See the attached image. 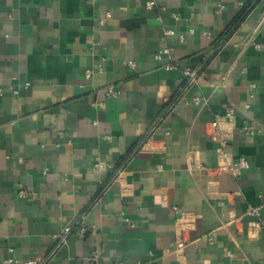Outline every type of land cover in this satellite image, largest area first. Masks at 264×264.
I'll list each match as a JSON object with an SVG mask.
<instances>
[{"label": "crops", "instance_id": "crops-1", "mask_svg": "<svg viewBox=\"0 0 264 264\" xmlns=\"http://www.w3.org/2000/svg\"><path fill=\"white\" fill-rule=\"evenodd\" d=\"M147 1L0 0V264H264V0Z\"/></svg>", "mask_w": 264, "mask_h": 264}, {"label": "built area", "instance_id": "built-area-1", "mask_svg": "<svg viewBox=\"0 0 264 264\" xmlns=\"http://www.w3.org/2000/svg\"><path fill=\"white\" fill-rule=\"evenodd\" d=\"M153 4H154L153 0L146 2V5L148 7L152 6ZM107 16H109V13H107ZM174 16L177 17V15H174ZM263 21H264V11H263L262 16L259 19L258 23L254 26V28L252 30V35L249 37V39H247V43H250V42L254 43V35L258 31V28L261 26ZM168 34H172V31L166 30L165 35H168ZM255 45L259 46V44H257V43H255ZM171 54H172L171 48L168 46H163L154 53V59L155 60H161L164 55H166L169 58ZM162 66L165 69H172L175 66V64L172 62H165ZM87 75H89V73H87ZM183 75H184V78L186 79V82H185L186 86H189V85H192L198 81L199 71L197 69L186 68L183 71ZM104 95L107 98L115 97L118 95V90L116 88H114L113 86H107L104 88ZM192 102L195 104H199L200 98L194 97L192 99ZM234 113H235L234 108L229 107L225 110L224 115L221 117L231 119L234 116ZM210 127L212 129L209 130V136H211V138L213 140L217 141L220 145H224L226 139L224 137H220L215 132V129H217L219 127V119H215L213 122H211ZM246 131L249 133L253 132V127L251 124L246 126ZM248 165H249L248 162L244 158L241 157V158L237 159L236 161H234L232 164H230L228 168L230 170L236 171V170H239L241 168L248 167ZM94 166L95 167L101 166V162H100L99 158L95 159ZM45 172L46 171L44 170V173ZM27 193H28V189H26L23 185L19 184L18 191H17L18 196L25 197L27 195ZM258 210H259L258 207H253V208H249L248 212L251 214L258 215ZM170 212L173 215L177 216V218L180 217V215H182V211L177 205H172ZM72 230L73 229L71 226L66 225L60 229V232H58L54 235V237H56V247L60 246V244L66 240L68 234L71 233ZM92 230H94V227H87L84 225H80L79 227H77L75 229V232L79 235L84 236ZM184 242H185L184 238L180 234L179 236L176 237V239L174 241V247L179 249L183 246ZM95 257H96V253L93 251L92 255L89 257L87 264H94L93 261H94ZM24 264H39V263L37 260L32 259V260L26 261ZM120 264H122V263H120Z\"/></svg>", "mask_w": 264, "mask_h": 264}, {"label": "trees", "instance_id": "trees-1", "mask_svg": "<svg viewBox=\"0 0 264 264\" xmlns=\"http://www.w3.org/2000/svg\"><path fill=\"white\" fill-rule=\"evenodd\" d=\"M255 4V0H246L244 4L241 7V10L238 12L237 16L234 18V20L230 23V25L227 27L224 37L230 35L241 23V21L247 16V14L250 12V10L253 8Z\"/></svg>", "mask_w": 264, "mask_h": 264}]
</instances>
